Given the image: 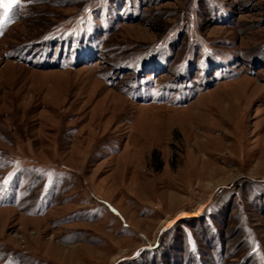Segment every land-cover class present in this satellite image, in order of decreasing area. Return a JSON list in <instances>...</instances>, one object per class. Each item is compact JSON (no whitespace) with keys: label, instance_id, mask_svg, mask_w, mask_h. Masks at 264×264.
<instances>
[{"label":"rangeland","instance_id":"374dc122","mask_svg":"<svg viewBox=\"0 0 264 264\" xmlns=\"http://www.w3.org/2000/svg\"><path fill=\"white\" fill-rule=\"evenodd\" d=\"M0 264H264V0H21Z\"/></svg>","mask_w":264,"mask_h":264},{"label":"snow or ice","instance_id":"6c2138e0","mask_svg":"<svg viewBox=\"0 0 264 264\" xmlns=\"http://www.w3.org/2000/svg\"><path fill=\"white\" fill-rule=\"evenodd\" d=\"M21 0H0V9L3 10L2 14H0V26L9 18V14L13 11V9L20 5Z\"/></svg>","mask_w":264,"mask_h":264}]
</instances>
